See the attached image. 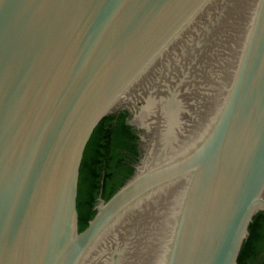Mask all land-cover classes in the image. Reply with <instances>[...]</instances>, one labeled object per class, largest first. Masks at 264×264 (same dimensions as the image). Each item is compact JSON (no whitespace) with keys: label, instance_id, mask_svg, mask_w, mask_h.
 <instances>
[{"label":"water","instance_id":"95a60500","mask_svg":"<svg viewBox=\"0 0 264 264\" xmlns=\"http://www.w3.org/2000/svg\"><path fill=\"white\" fill-rule=\"evenodd\" d=\"M120 111L141 156L79 230L85 147ZM260 210L264 0H0V264H237Z\"/></svg>","mask_w":264,"mask_h":264},{"label":"trees","instance_id":"16d2710c","mask_svg":"<svg viewBox=\"0 0 264 264\" xmlns=\"http://www.w3.org/2000/svg\"><path fill=\"white\" fill-rule=\"evenodd\" d=\"M111 119L112 116L107 115L98 123L83 153L77 195L79 230H83L87 226L88 221L95 214V210L91 209V205L98 187V170L103 158L107 159L105 174L106 176H110L115 168V149L122 148L129 152L134 151L133 144H131L130 141L133 138L132 132L129 125L124 122L122 116L118 118L113 128L114 138L110 139L104 135L107 129L106 126L111 123ZM104 149H106L105 152ZM132 172L133 170L131 169L127 177ZM122 184L123 182L111 190V192L106 195L105 199H108ZM263 237L264 210H260L254 214L249 225V234L242 244L237 264H246V259L251 254L254 243ZM255 264H264V257L259 259Z\"/></svg>","mask_w":264,"mask_h":264},{"label":"flooded vegetation","instance_id":"af4514ba","mask_svg":"<svg viewBox=\"0 0 264 264\" xmlns=\"http://www.w3.org/2000/svg\"><path fill=\"white\" fill-rule=\"evenodd\" d=\"M111 123L106 127L104 135L107 138H114L113 128L118 118L122 116L124 122L129 125L132 132L133 138L130 140L133 144L134 151L129 152L122 148H117L114 151L115 154V168L110 176H106V162L107 159L103 158L99 166V178L98 187L93 197L91 209L95 210V206L100 202L101 199H105L106 195L116 188L121 182H124L127 175L132 169L134 171L135 164L138 162L141 156V135L138 129L128 122L129 113L128 111H120L111 115ZM106 149H104L105 152ZM103 153V152H102ZM107 157V156H106ZM264 257V237L256 241L252 247L251 254L246 259V264H255L259 259Z\"/></svg>","mask_w":264,"mask_h":264},{"label":"bare ground","instance_id":"6f19581e","mask_svg":"<svg viewBox=\"0 0 264 264\" xmlns=\"http://www.w3.org/2000/svg\"><path fill=\"white\" fill-rule=\"evenodd\" d=\"M189 47L191 51L196 52V50L194 49L195 48L194 43L191 44ZM186 51L188 50H185V52ZM195 60H196V54L191 56L190 63L195 64ZM148 103H149V107H147L146 113L155 114V117L157 118L158 122L159 123L160 121L162 122V127L154 130L157 136V141L162 144V142L176 138L177 137L176 129L179 126V113H178V109H180L179 97L173 95V90L169 89V91H166L164 94H160L159 98H157L154 95H149Z\"/></svg>","mask_w":264,"mask_h":264}]
</instances>
